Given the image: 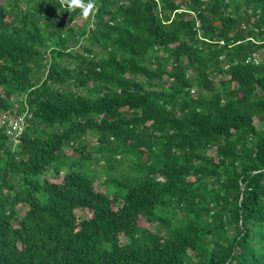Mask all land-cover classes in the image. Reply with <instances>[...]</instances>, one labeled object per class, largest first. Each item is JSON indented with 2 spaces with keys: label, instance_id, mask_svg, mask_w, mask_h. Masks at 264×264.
<instances>
[{
  "label": "trees",
  "instance_id": "1",
  "mask_svg": "<svg viewBox=\"0 0 264 264\" xmlns=\"http://www.w3.org/2000/svg\"><path fill=\"white\" fill-rule=\"evenodd\" d=\"M95 4L0 0V264H264V0Z\"/></svg>",
  "mask_w": 264,
  "mask_h": 264
},
{
  "label": "clouds",
  "instance_id": "2",
  "mask_svg": "<svg viewBox=\"0 0 264 264\" xmlns=\"http://www.w3.org/2000/svg\"><path fill=\"white\" fill-rule=\"evenodd\" d=\"M60 4L65 6L69 12L80 9V15L83 19H94L96 11L95 0H88L87 3H85V0H60Z\"/></svg>",
  "mask_w": 264,
  "mask_h": 264
},
{
  "label": "built area",
  "instance_id": "3",
  "mask_svg": "<svg viewBox=\"0 0 264 264\" xmlns=\"http://www.w3.org/2000/svg\"><path fill=\"white\" fill-rule=\"evenodd\" d=\"M24 114H1L0 125H6V131L12 137L18 136L23 130Z\"/></svg>",
  "mask_w": 264,
  "mask_h": 264
},
{
  "label": "rangeland",
  "instance_id": "4",
  "mask_svg": "<svg viewBox=\"0 0 264 264\" xmlns=\"http://www.w3.org/2000/svg\"><path fill=\"white\" fill-rule=\"evenodd\" d=\"M90 138H91V137H90ZM91 140H92V138H91ZM125 162H126V161H125ZM127 162H128V161H127ZM127 162H126V163H127ZM126 163H125V164H126ZM152 229H153V228H152ZM155 230H156V229H155Z\"/></svg>",
  "mask_w": 264,
  "mask_h": 264
}]
</instances>
